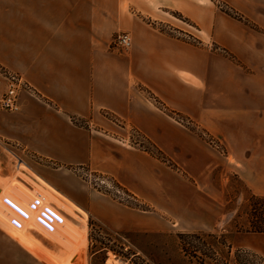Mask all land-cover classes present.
<instances>
[{"label": "crops", "instance_id": "1", "mask_svg": "<svg viewBox=\"0 0 264 264\" xmlns=\"http://www.w3.org/2000/svg\"><path fill=\"white\" fill-rule=\"evenodd\" d=\"M224 3L232 14L218 12L213 0H0V66L20 73L34 89L22 92L19 111L0 109V136L66 164L90 163L161 209L172 208L175 193L165 188L163 161L127 145L119 121L178 162L186 157L188 167L195 164L202 186H195L184 206L214 227L228 203L225 187L207 183L217 169L221 177L232 169L264 196V0ZM172 10L212 34L221 52L164 30L162 13ZM117 31L132 34L128 52L110 47ZM179 116L219 140L225 155L205 146ZM44 177L76 208L86 207L73 190ZM24 186L27 191L13 193L11 216L25 229L40 225L38 205L47 190ZM29 193L42 202L32 205ZM25 209L31 211L28 219L22 217ZM107 212L109 225L120 229L161 227L120 205ZM0 236L13 248L31 250L9 232ZM23 236L30 241L27 230ZM236 244L264 256V231L241 232Z\"/></svg>", "mask_w": 264, "mask_h": 264}, {"label": "rangeland", "instance_id": "2", "mask_svg": "<svg viewBox=\"0 0 264 264\" xmlns=\"http://www.w3.org/2000/svg\"><path fill=\"white\" fill-rule=\"evenodd\" d=\"M213 1L216 6H212L218 12L227 10L226 12L233 13L224 0ZM162 14L165 21L160 26L167 32L192 44L207 47L211 45L213 51H220L213 35L204 32L183 11L172 10L169 14ZM119 32L121 31L115 32L111 37L112 49H116L113 42ZM7 70L13 71L0 66V91L3 90L0 97L5 91ZM0 109L7 111L1 107ZM179 117V120L204 139L205 146L225 155L227 150L219 140L203 128L188 124L184 117ZM116 122L117 130L121 134L126 133L127 145L142 147L163 161L165 183H168L165 188H171L175 193L173 207L161 209L154 200L147 199L119 181L112 173L100 171L90 163L66 164L28 149L23 150L22 146L0 136V226L3 228H0V234L9 232L31 249L29 252L22 245L27 252L13 248L0 236V264H107L108 257L117 259L115 264H264L263 255L236 244L239 233L252 232L255 227L263 225V195H255L248 183L232 169H224L222 177L217 169L209 176L207 183L213 189L225 187L228 203L225 208L222 207L217 225L208 227L210 225L203 215H196L193 210L184 206L192 198L195 186H202L194 176L195 164L188 167L186 157L183 163L178 162L170 152L153 146L137 129H125L122 123ZM78 123L90 126L83 119ZM6 148L20 154L26 164L21 163L16 167L15 158ZM230 160L233 161L232 156ZM44 175L61 183L68 190H73L79 196V201L86 205L83 207L85 211L76 208ZM25 184L33 188L39 185L46 189L47 199L38 206L40 210L43 207L54 209L52 208L53 214L47 218L48 221L40 223L37 220L39 226L29 225L24 229L12 223L11 201L15 190L27 191ZM29 196L32 200L42 202L38 194L29 193ZM91 204H96L98 208L93 209ZM116 205L146 215L148 221L158 220L161 227L142 230L120 229L109 225L107 210L111 214ZM99 209L104 214L103 217H98ZM26 230L30 241L23 236Z\"/></svg>", "mask_w": 264, "mask_h": 264}, {"label": "built area", "instance_id": "3", "mask_svg": "<svg viewBox=\"0 0 264 264\" xmlns=\"http://www.w3.org/2000/svg\"><path fill=\"white\" fill-rule=\"evenodd\" d=\"M114 47L119 51H129L133 46V36L130 32H119L117 38L113 42ZM6 78V86L3 95L0 97V107L7 111H19L20 106V97L24 90H28L32 92V86L24 79V77L14 71H6L5 74ZM7 149V148H6ZM10 154L15 158L14 165H19L21 163H25V159L18 154L15 150L7 149ZM38 201L32 202V205H37ZM43 207L40 210L39 214L36 216L38 222L42 223L41 221L45 222L48 221L47 218L53 214L52 208ZM22 217L28 219L31 216V211L28 209L22 210ZM18 223V227L23 226V222L20 220H16Z\"/></svg>", "mask_w": 264, "mask_h": 264}, {"label": "trees", "instance_id": "4", "mask_svg": "<svg viewBox=\"0 0 264 264\" xmlns=\"http://www.w3.org/2000/svg\"><path fill=\"white\" fill-rule=\"evenodd\" d=\"M254 231H264V222H263V225L260 226V227H255Z\"/></svg>", "mask_w": 264, "mask_h": 264}, {"label": "bare ground", "instance_id": "5", "mask_svg": "<svg viewBox=\"0 0 264 264\" xmlns=\"http://www.w3.org/2000/svg\"><path fill=\"white\" fill-rule=\"evenodd\" d=\"M116 262H117V259L115 260V259L109 257V259H108L109 264H115Z\"/></svg>", "mask_w": 264, "mask_h": 264}]
</instances>
